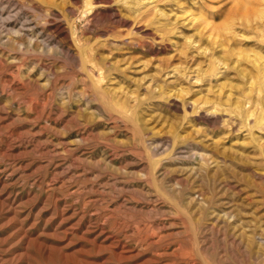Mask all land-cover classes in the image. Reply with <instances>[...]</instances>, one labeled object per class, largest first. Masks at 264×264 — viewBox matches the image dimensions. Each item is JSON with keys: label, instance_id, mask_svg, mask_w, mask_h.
I'll list each match as a JSON object with an SVG mask.
<instances>
[{"label": "rangeland", "instance_id": "374dc122", "mask_svg": "<svg viewBox=\"0 0 264 264\" xmlns=\"http://www.w3.org/2000/svg\"><path fill=\"white\" fill-rule=\"evenodd\" d=\"M0 264H264V0H0Z\"/></svg>", "mask_w": 264, "mask_h": 264}, {"label": "bare ground", "instance_id": "6f19581e", "mask_svg": "<svg viewBox=\"0 0 264 264\" xmlns=\"http://www.w3.org/2000/svg\"><path fill=\"white\" fill-rule=\"evenodd\" d=\"M261 61V60H260ZM195 152V151H194ZM199 153V152H198Z\"/></svg>", "mask_w": 264, "mask_h": 264}]
</instances>
